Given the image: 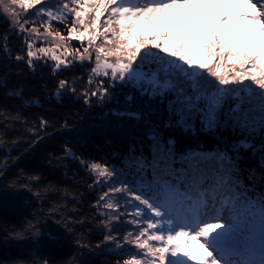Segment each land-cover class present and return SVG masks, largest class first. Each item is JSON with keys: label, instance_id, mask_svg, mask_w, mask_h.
I'll list each match as a JSON object with an SVG mask.
<instances>
[{"label": "snow or ice", "instance_id": "snow-or-ice-1", "mask_svg": "<svg viewBox=\"0 0 264 264\" xmlns=\"http://www.w3.org/2000/svg\"><path fill=\"white\" fill-rule=\"evenodd\" d=\"M125 7V0H39L24 9L9 8L0 0V264H143L145 246L130 236H138L139 230L125 228L123 220L108 223L104 193L114 185L135 190L137 184H166L197 163L173 148L172 139L158 132L151 119L133 110V101L147 100L150 91L155 95L150 78L161 70L154 63L141 54L120 80L110 69L97 70L94 49L112 42V25ZM85 53L88 57L81 59ZM82 69L86 71L79 78L73 75ZM24 70L31 76L47 72L44 88H53L50 99L58 103L66 98L67 88L87 110V122L69 129L74 121L65 119L63 131L56 133L41 115L38 130L28 126L25 139L20 129L28 125V114L23 109L39 105L8 104L24 101L25 84L13 79L24 76ZM69 75L74 79L69 81ZM167 103L171 109L179 102L170 93ZM175 115L180 117L179 109ZM234 119L241 139L251 142L244 152L253 160V149L260 153L252 164L238 156L237 165L264 177V128L252 136L243 131L254 119L250 109L237 106ZM126 126L134 130L113 135ZM47 132L84 134L75 143L66 140L46 151L38 162H23L49 138ZM95 162L112 168L111 182L97 180L90 167ZM120 203V211H135L126 198Z\"/></svg>", "mask_w": 264, "mask_h": 264}, {"label": "trees", "instance_id": "trees-1", "mask_svg": "<svg viewBox=\"0 0 264 264\" xmlns=\"http://www.w3.org/2000/svg\"><path fill=\"white\" fill-rule=\"evenodd\" d=\"M15 1L24 9L33 7L39 2V0ZM148 1L155 2L159 8L162 6V0ZM239 2L241 4L239 8H248V6L244 5L240 0ZM125 3L127 7L124 8L120 17H118L117 21L112 25V42L94 49L98 59L97 70L101 73H107V71L100 70V66L104 61L102 59L103 55L113 54V52H115L114 49L124 48L127 52L130 51L140 54L136 61L140 58L141 54H144L148 60L161 70L159 71L160 75L165 69L171 70L174 73H179V77L171 79L175 81L182 93L177 94L173 92V90H170L165 91L163 95L158 92L152 95L150 91L147 100L141 101L137 99L132 102L134 105L133 110L139 111L142 117L151 119L157 125L156 130L158 132L165 135L166 138L172 139V147L178 150L181 155L196 161V164L210 166L213 173L216 172L217 168L222 169L225 172V178L223 176L220 177V180L216 181L207 176L208 174L205 169L203 170V172H205V174H202L203 177L200 178L199 174L194 181L189 182L186 178L193 177L194 173L191 168L193 164L178 176L171 177L168 183L160 184L159 186L137 184L135 190H133L132 186L129 185H122L119 187L114 185L109 191L104 193L103 210L107 214L105 219L110 225L117 224L123 220L125 222V228L139 230L138 236L134 233L130 234V236L138 244L145 246L142 249L145 254L143 264H160L157 259L155 263L151 262L153 260L150 252L151 250H155L156 254H158L155 258H164L163 261L160 260L164 262L163 264H211L204 252L201 251L192 254L193 256L189 255L191 258L186 259L187 254H184L183 248L181 247L182 243L176 242L175 244V242H169V239H175L176 232L173 229L170 230L165 223H172L173 215L171 208L175 205H178L181 211L185 210V215H189V213L199 210L200 207L207 206L213 208L222 201V205L219 206L224 208L225 212L219 219L216 218L219 220L216 224L221 226L227 234L233 231L240 237L244 245L243 248H240V251L250 260L253 262H262L263 255L260 254L261 252H248V249L254 251V249L259 250L264 248V177H262L258 170L250 171L245 168L243 164L238 166L236 160L238 156L243 155L247 163L252 164L258 162L260 153L253 149V151H255V160H253L249 157L248 153L244 152V147L251 142L247 139H241V129L236 125L234 114L237 111L236 106H239L241 109H250L254 112L259 109V114L261 112L264 113V86L262 87V85H264V66L262 67L263 77L260 84L252 87L249 93L243 90L242 87H239L241 82L237 81L238 88L241 89V92H243L246 97V99H242L239 95H236L238 91H234L236 93L235 98L240 101L239 105L232 102L229 97L228 99L230 101L227 99L220 107L210 106L209 111L214 110L212 108L219 110L218 115L220 116V121H222L221 125L215 120L212 121L211 117L210 119L209 116L207 117L209 112H204V110H207L205 109V105L209 107L208 102L212 104L209 93L216 90L220 85H223L225 79L230 77L233 81L236 78L240 80L242 74L244 75L246 73L244 71L246 68L252 67L253 65L256 67L257 60L262 62V58L259 57L260 49H246L244 44H242L243 51H241L240 44L236 43L235 48H233L234 52H231L232 54L229 55V58L236 59L239 54V59L243 60V62L240 65H235L234 63L228 64L224 54H222L218 64H212L207 67L202 74L203 76L199 77L200 80H197L196 85H194L190 81L188 75H184L183 69L180 68L181 61L187 56V60L189 61L191 60V56H189L186 47L179 45L175 41V34L179 36L182 33L185 35H192L193 30L190 26H197L196 28L199 29H202L203 26L199 23H195L194 20H189L187 22V28L181 23L182 20L187 17V10L182 4L179 5L175 3L169 9L170 11H174V21L168 29L169 32L167 33L168 30L162 32L158 29L155 31V35L162 32L161 36L168 41L161 40L155 42L154 35L149 38L151 43H146L145 39L148 38L145 36L140 38L138 36V29H136L132 21V17L140 14L139 7H141L140 4L143 3V0H125ZM137 3L139 7H136ZM164 7L166 8L167 5ZM129 8L133 10L129 11ZM10 18H12L13 23H15V17ZM229 18L230 15L227 19L229 20ZM214 35L215 37L208 43V49L210 48V44L212 46L214 39L220 41L219 35L217 33H214ZM143 39L146 44L141 42ZM101 47L103 48V53L100 51ZM248 50H254V53L252 55L247 54L246 52ZM218 53L220 54V51ZM88 55V53H85L81 59H86ZM222 58L225 61H223ZM176 64L178 65L176 66ZM83 71L86 70H77L73 75L79 78ZM111 74L112 77L117 80L123 79L120 75H115L112 72ZM73 75H69L67 79L69 81L73 80ZM48 77L49 74L47 72L38 74L37 76H31L26 70H24V76L13 77L17 83L23 82L25 84L27 94L24 97V101L9 100L8 104L13 105L15 108H19V105L23 102H28L30 104L38 103L39 105L23 109V111L28 114V125L20 129L21 132L25 134V139H27L26 131L28 126H32L38 130V123L36 122L41 115L50 123L56 133L63 131L62 121L65 119L74 121V123L68 125L69 129H76L77 125L87 122V110L82 107L74 96L69 95L67 88L65 89L66 98L61 103L50 99L53 95V88L51 86L44 88V84ZM80 83L81 82L77 81L78 88ZM224 88H228V85H224ZM254 89H256L257 92H253ZM170 93L174 96L175 100L179 102L173 103L171 109L167 103ZM199 94H202V96ZM77 95H79L78 90ZM248 100L250 103L247 105L245 102ZM2 102L3 101H0V103ZM100 106L103 107V104ZM177 109L180 110L179 118L175 115ZM247 128L246 131L244 129L243 131L248 136H252L258 135L259 130L264 128V126L260 124L259 128L255 130L249 127ZM86 130L87 125L85 127V131ZM133 130L134 129L130 126H126L123 130H116L113 135L129 134ZM83 134V132H70L52 136V132L44 133V135L49 136V138L37 145V147L24 158L23 162H38L39 156L46 151L60 147L61 143L66 140H71L75 143ZM212 162L216 164H212ZM90 167L97 180L102 179L105 182H111L114 175L111 167H105L99 162L91 164ZM73 171H75V169H73ZM79 182L81 184L85 183L83 178H81ZM68 183L69 186H71L70 178ZM80 190L83 191V188ZM121 198H126L127 206L135 209V211H120V208L124 206L120 203ZM160 218H162L161 221ZM209 219L208 221H213V223L210 224H214L215 218H212L210 214ZM158 222L162 225V231L155 226V223ZM216 224L207 226L204 232L208 233L213 227H218ZM207 241L211 244V239ZM211 246L213 245L211 244Z\"/></svg>", "mask_w": 264, "mask_h": 264}, {"label": "rangeland", "instance_id": "rangeland-1", "mask_svg": "<svg viewBox=\"0 0 264 264\" xmlns=\"http://www.w3.org/2000/svg\"><path fill=\"white\" fill-rule=\"evenodd\" d=\"M240 1L248 6V8H239V5H241L239 0H162V6L167 5L166 8L164 6L159 8L155 2L143 0V3L140 4L141 7H139L140 14L132 17L133 24L136 29H138V36L140 38L142 36L147 37L148 39H145L146 43H151L149 38L156 34L155 31L157 29L164 32V30L170 28L171 23L174 21V11H170L169 9L175 3H178L179 5L182 4L183 7L185 6L187 17L183 19L181 23L188 28L187 22L189 20H194L195 23H199L203 26L202 29L196 28L197 26H190L193 30L192 35H185L182 33L179 36L175 34V41L179 45L186 47L189 56H191V60L188 61L187 56L181 61L180 68L183 69L184 75H188L190 81L194 85H196L197 80H200L199 77L203 76L202 74L207 67L212 64H218L222 54H224L228 64L234 63L235 65H240L243 60L239 59V54L236 59L229 58V55L232 54L231 52H234L233 48H235L236 43L240 44L241 51H243L242 44H244L246 49H260L259 57L262 58V62L257 60L256 67L253 65L252 67L246 68L244 70L246 73L244 75L242 74L240 80L236 78L233 81L232 78L229 77L224 80L223 85H220L216 90L210 92L211 94L209 93L212 104L208 102L209 107L205 105V109L207 110H204V112H209L207 117L209 116V119L211 117L212 121H217L219 125L222 124V121L219 119L220 116L218 115L219 110L212 108L214 110L209 111L210 106L213 105L214 107H220V105L226 102L229 97L232 102L239 105L240 101L235 98L236 93L234 91H238L236 95H239L242 99H246V97L243 92H241V89L238 88L237 81L241 82L239 87H242L243 90L249 93L252 90V87L260 84L263 77L264 0ZM3 4L9 8L20 6L15 0H3ZM229 15L230 18L228 20L227 18ZM162 32L155 35V42L161 40L168 41L161 36ZM168 32L169 30L167 33ZM214 33L219 35L220 41L214 39L212 46L210 44V48L208 49L209 41H212L215 37ZM145 40L143 39L141 42L145 43ZM114 50L115 52H113V54L103 55L102 59L104 61L100 66V70L106 72L110 69L113 74L120 75L124 78L130 74L131 68L140 54L130 51L127 52L124 48H117ZM219 51L220 54L218 53ZM253 51L254 50H248L246 53L252 55L254 53ZM222 60L225 61L223 58ZM177 65L178 64H176V66ZM177 77H179V73H174L171 70L165 69L161 75L157 72L154 77L150 78L152 79L153 91L158 92L161 95H163L165 91L170 90H173V92L177 94L182 93L181 89L177 87L175 81L171 79ZM224 85H228V88H224ZM263 86L264 85H262V87ZM254 91L257 92L256 89H254L253 92ZM199 95L202 96V94ZM228 101L230 100L228 99ZM249 103V100L245 102L247 105ZM252 114L254 119L244 128L245 131L248 129L247 127L255 130L259 128L260 124L264 126V113L261 112L259 114L258 109L255 112L252 111ZM212 164L216 163L212 162ZM191 168L193 169L194 174L193 177L186 178L189 182L194 181L199 174L200 178L203 177L202 174H205V172H203L205 169L208 174L207 176L216 181L220 180V177H223L225 174L222 169L218 168L216 169V172L213 173L210 166L202 164L195 163ZM219 205H222V201L216 204L213 208L207 206L200 207L199 210L189 213V215H185V210L181 211L178 205L173 206L171 208L173 215L172 223L166 222L165 224L170 230H175L176 237L175 239H169V242H175V244L176 242L182 243L183 245L181 244V247L183 248L184 254H187L186 259L191 258L189 255L193 256L192 254L201 251L204 252L211 264H264V248L259 250L254 249V251L248 249V252L257 253V251H259L261 252L260 254L263 255L262 262H253L240 251V248L244 247L240 237L233 231H230L227 234L221 226L216 224L219 222L218 219L225 212L224 208H221ZM209 214L212 218H215L214 224H210L213 223V221H208L211 219H209ZM161 219L162 218H160V221ZM215 224L218 227H213L208 233L204 232L207 226ZM155 226L162 231V225L160 222L155 223ZM208 239H211V244L213 246L209 244L207 241ZM150 252L153 257V260L151 261L152 263H155L156 259L160 264L164 263L162 262L164 258H155L157 257L156 255H158L155 250H151ZM153 253H155V255H153Z\"/></svg>", "mask_w": 264, "mask_h": 264}]
</instances>
